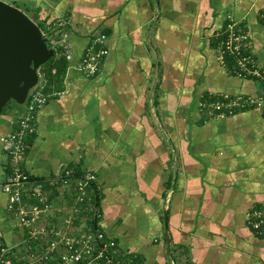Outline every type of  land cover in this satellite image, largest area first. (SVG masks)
<instances>
[{
	"label": "crops",
	"instance_id": "obj_1",
	"mask_svg": "<svg viewBox=\"0 0 264 264\" xmlns=\"http://www.w3.org/2000/svg\"><path fill=\"white\" fill-rule=\"evenodd\" d=\"M4 1L42 34L55 31L67 60L62 91L39 108L27 139L23 168L43 185L55 211V218L46 212L32 228L82 232L92 217L65 227L73 197L57 177L67 169L86 171L97 177L95 227L121 254L136 255V264H264V236L248 226L251 212L264 205V109L219 118L199 106L214 96L260 92L257 80L232 73L217 45L231 16L247 29L251 50L264 63V0ZM100 34L107 54L89 77L77 67ZM44 85L40 72L36 88L45 93ZM6 107L0 243L18 251L28 228L3 191L9 170L3 143L25 105ZM50 239L29 241L40 253Z\"/></svg>",
	"mask_w": 264,
	"mask_h": 264
},
{
	"label": "built area",
	"instance_id": "obj_2",
	"mask_svg": "<svg viewBox=\"0 0 264 264\" xmlns=\"http://www.w3.org/2000/svg\"><path fill=\"white\" fill-rule=\"evenodd\" d=\"M4 1V0H3ZM264 18V14L261 15ZM43 36L52 46H58L56 32ZM63 37H67L63 33ZM219 55L221 60L232 62L230 70L241 79H254L261 84L260 92L255 96L221 95L202 109H209L216 117L223 118L236 112L249 109H264V63H260L252 52L249 33L241 22L228 17L227 25L221 33ZM106 37L99 35L84 53L78 70L89 77H94L101 68L104 56L107 54ZM98 46V48H97ZM67 53V52H66ZM50 99L36 87L32 89L25 103V111L17 120L16 129L5 139L3 149L8 154L9 170L3 191L9 196V209L20 224L28 228L25 248L17 251L0 243V264H136V255L121 254L113 244L107 241L101 229L95 227L94 218L99 216L95 197L97 177L94 173L83 172L78 175L73 169L64 170L58 177L60 186L73 197L72 205L64 212V225L69 228L75 221L92 217L84 231L77 235H68L56 225L42 233L34 230L32 225L46 212L55 218V211L50 201L43 193V185L33 180L24 170L23 161L27 150V139L35 133L36 113ZM35 198L39 203L29 204L28 199ZM91 214V216H90ZM248 226L257 234L264 236V205L254 209L249 215ZM51 239L40 253L33 251L32 240L38 242L42 236Z\"/></svg>",
	"mask_w": 264,
	"mask_h": 264
},
{
	"label": "water",
	"instance_id": "obj_3",
	"mask_svg": "<svg viewBox=\"0 0 264 264\" xmlns=\"http://www.w3.org/2000/svg\"><path fill=\"white\" fill-rule=\"evenodd\" d=\"M38 24L16 6L0 0V117L13 102L25 105L54 56Z\"/></svg>",
	"mask_w": 264,
	"mask_h": 264
},
{
	"label": "trees",
	"instance_id": "obj_4",
	"mask_svg": "<svg viewBox=\"0 0 264 264\" xmlns=\"http://www.w3.org/2000/svg\"><path fill=\"white\" fill-rule=\"evenodd\" d=\"M262 20L264 22V18H262ZM242 26L244 27L243 24ZM244 29L247 30L245 27ZM43 31H46L48 35H53L55 33V31L48 32L49 31L48 29H45ZM220 39H222V37ZM249 41H250V35H249ZM219 43L220 40L218 41V45H217L218 50L220 48ZM47 44H48V48L54 51V56L41 68L40 72L45 80V85L43 89L45 92L44 94L52 96V94L59 93L63 89V74L67 68V60L66 57L62 54L61 48L59 46H52L49 42ZM58 54L60 55L59 58H58ZM225 57L226 59L228 58L227 55ZM27 145L29 148L28 142ZM34 203L37 204L38 202H34Z\"/></svg>",
	"mask_w": 264,
	"mask_h": 264
},
{
	"label": "rangeland",
	"instance_id": "obj_5",
	"mask_svg": "<svg viewBox=\"0 0 264 264\" xmlns=\"http://www.w3.org/2000/svg\"><path fill=\"white\" fill-rule=\"evenodd\" d=\"M33 17V16H32ZM35 18V17H34ZM33 18V19H34ZM228 96H230V95H228ZM218 96H214V97H211V98H208V99H202L200 102H199V106H200V111L201 112H203V113H205L207 116H209V117H216V115L214 114V113H212L211 112V110H209V109H205V110H203L202 109V105L203 104H207V103H209V102H211L212 100H215V98H217ZM9 105V104H8ZM7 107H5L4 109H6ZM46 218V216H42V218ZM81 228H82V231H84L83 229L84 228H86V225L85 226H83V225H81Z\"/></svg>",
	"mask_w": 264,
	"mask_h": 264
}]
</instances>
